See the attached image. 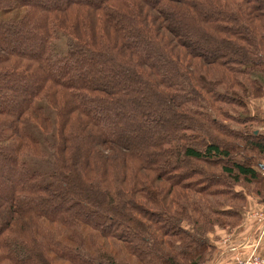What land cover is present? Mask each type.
<instances>
[{
  "label": "trees",
  "instance_id": "obj_1",
  "mask_svg": "<svg viewBox=\"0 0 264 264\" xmlns=\"http://www.w3.org/2000/svg\"><path fill=\"white\" fill-rule=\"evenodd\" d=\"M263 96L264 0H0V264H206Z\"/></svg>",
  "mask_w": 264,
  "mask_h": 264
},
{
  "label": "crops",
  "instance_id": "obj_2",
  "mask_svg": "<svg viewBox=\"0 0 264 264\" xmlns=\"http://www.w3.org/2000/svg\"><path fill=\"white\" fill-rule=\"evenodd\" d=\"M255 101H259L256 107L264 117V96ZM260 129L264 133V126ZM262 172L264 174V170ZM242 217L241 223L231 231L218 228L208 233L213 251L206 264H223L239 251L249 253L256 250L264 256V203L254 196H248Z\"/></svg>",
  "mask_w": 264,
  "mask_h": 264
},
{
  "label": "built area",
  "instance_id": "obj_3",
  "mask_svg": "<svg viewBox=\"0 0 264 264\" xmlns=\"http://www.w3.org/2000/svg\"><path fill=\"white\" fill-rule=\"evenodd\" d=\"M223 264H264V257L257 255L254 250L249 253L240 252L235 253Z\"/></svg>",
  "mask_w": 264,
  "mask_h": 264
},
{
  "label": "rangeland",
  "instance_id": "obj_4",
  "mask_svg": "<svg viewBox=\"0 0 264 264\" xmlns=\"http://www.w3.org/2000/svg\"><path fill=\"white\" fill-rule=\"evenodd\" d=\"M58 45H59V47L60 48H63V41L62 40H59L58 41ZM64 49V48H63ZM258 102L259 101H251V103H252V105H253V108H254V106L256 107V104H258ZM252 105L250 104V108H252ZM252 108V109H253ZM254 249H256V247H254ZM241 251H239L238 253H240ZM254 252L257 254V255H259V256H261V257H264L263 255H261L260 253H258L256 250H254ZM208 264H210V263H208Z\"/></svg>",
  "mask_w": 264,
  "mask_h": 264
}]
</instances>
